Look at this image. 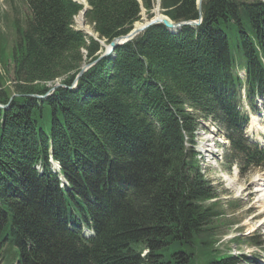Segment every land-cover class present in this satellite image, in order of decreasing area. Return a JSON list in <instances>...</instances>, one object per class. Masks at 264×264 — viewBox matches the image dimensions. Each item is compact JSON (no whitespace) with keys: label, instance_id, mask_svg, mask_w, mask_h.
<instances>
[{"label":"trees","instance_id":"trees-1","mask_svg":"<svg viewBox=\"0 0 264 264\" xmlns=\"http://www.w3.org/2000/svg\"><path fill=\"white\" fill-rule=\"evenodd\" d=\"M23 1L10 78L0 33V264L243 263L217 249L226 213L200 174L195 132L211 117L229 141L226 168L264 163L240 108L242 93L250 110L264 96V3L203 0L199 27L153 26L72 87L100 43L130 33L142 9L152 18L156 0H86L92 36L75 27L73 0ZM196 1L160 10L196 21Z\"/></svg>","mask_w":264,"mask_h":264},{"label":"rangeland","instance_id":"rangeland-1","mask_svg":"<svg viewBox=\"0 0 264 264\" xmlns=\"http://www.w3.org/2000/svg\"><path fill=\"white\" fill-rule=\"evenodd\" d=\"M156 6L155 4L151 12L152 18L156 16V12L162 16L160 8L157 10ZM27 14L28 11L23 0H0V33L5 38L4 42H6L2 49L3 59L7 63L6 72L9 78L12 73V63L7 59L16 39L12 22L22 20ZM149 20L148 15L143 10L137 24H143ZM83 23L84 26L82 27ZM74 25L77 30L81 31L83 29L87 34L92 35L91 27L84 18L80 23L79 15L74 19ZM233 53L237 58L241 57L236 51H233ZM239 75L243 77L244 72L239 70ZM255 106L256 111L250 110L249 100L241 95L242 117L247 116L249 118L245 133L249 139H257L264 147V97L255 99L253 107ZM210 120L205 121L203 119V122L200 121V127L197 130V135L200 138L195 140L198 143L200 142L202 150L210 149V152H212L216 149L217 142L220 140L216 136V132L222 130L220 127L213 126V121ZM207 155L209 156L208 153H205L206 157ZM235 165L237 166V164H234L229 171L224 166L218 165V167L210 168L205 172L206 179L210 181L211 186L218 190L219 200L222 202L223 210L226 213V222L219 229L217 249L222 254L244 255L248 259V264H264L263 249L235 244L233 241L231 244L228 243L230 239H247L250 236H255L264 246V210L259 203L260 194L256 191L257 184H260V182L264 184V169L256 170L250 167L241 171L238 166L235 168Z\"/></svg>","mask_w":264,"mask_h":264},{"label":"water","instance_id":"water-1","mask_svg":"<svg viewBox=\"0 0 264 264\" xmlns=\"http://www.w3.org/2000/svg\"><path fill=\"white\" fill-rule=\"evenodd\" d=\"M139 1V0H138ZM203 0H197V10H198V19L196 21H186V22H178V23H173L172 21H170L167 17L165 16H161L159 15L158 17L155 16L152 19H150L149 21L143 23V24H137L135 23L133 26V29L130 33H128L125 36H121L118 37L116 39H114L112 42H110L108 45H105L103 43H100L101 46L103 47V52L100 54V56L96 59V61L90 63V64H86L82 67L81 71L79 72V74L77 75V77L75 78L72 87H75V85L77 84L79 78L81 76H83V74H85L90 68H92L93 66H95L97 63H99L102 59L108 57L109 55H111L112 53H114V51L128 43L133 41L135 38H137L139 35L143 34L144 32H146L148 29L152 28L153 26L156 25H162L165 27L166 30L170 31L171 33L175 34L178 31H180L182 28L184 27H191V28H196L199 27L201 22H202V16H201V4H202ZM244 1H261L264 3V0H244ZM88 7L83 6V10L80 13V16L82 18H84L86 12L88 11ZM84 26V23L82 24V27ZM82 32H84L86 35L88 36H92L87 34L85 31H83V29L81 30ZM61 85L57 84L55 85L52 89L51 92H54L56 89L60 88ZM14 97H16V95H14L10 100H12ZM47 96L45 97H38V96H33V98L36 99H45ZM0 108L2 109H7L8 106L2 107L0 106Z\"/></svg>","mask_w":264,"mask_h":264},{"label":"bare ground","instance_id":"bare-ground-1","mask_svg":"<svg viewBox=\"0 0 264 264\" xmlns=\"http://www.w3.org/2000/svg\"><path fill=\"white\" fill-rule=\"evenodd\" d=\"M79 3H81L83 6L86 7V3H85V0H77ZM156 9L158 10L157 6H156ZM160 14L158 12H156V16L158 17ZM80 17V23L83 21V18ZM90 34V33H89ZM96 61V60H95ZM1 106V105H0ZM2 107H5V106H2ZM1 109V108H0ZM3 109V108H2ZM213 121V120H211ZM213 126L215 127H219L217 125V123L215 121H213ZM222 132V131H221ZM222 138H223V142H224V147H225V150L227 151L228 147H229V141L225 138L223 132H222ZM206 146V145H204ZM204 151L206 152H210V149H205ZM55 169H58V165L55 164ZM257 189L256 191L260 194V198H259V203L262 207V209L264 210V184L262 182H260V184H257L256 185Z\"/></svg>","mask_w":264,"mask_h":264}]
</instances>
